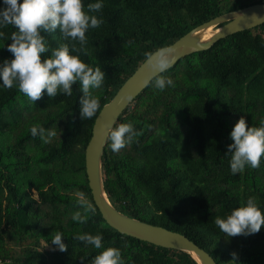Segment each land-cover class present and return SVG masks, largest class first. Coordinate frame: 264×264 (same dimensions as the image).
I'll return each mask as SVG.
<instances>
[{"label": "trees", "instance_id": "16d2710c", "mask_svg": "<svg viewBox=\"0 0 264 264\" xmlns=\"http://www.w3.org/2000/svg\"><path fill=\"white\" fill-rule=\"evenodd\" d=\"M263 1L100 0L102 10L90 14L104 22L86 32L85 51H74L78 41L63 40L58 29L42 35L50 48L66 43L71 54L101 67L105 80L93 94L102 107L145 52L216 15ZM82 2L87 11L97 0ZM15 30L0 28V66L13 58L7 45ZM160 75L175 86L158 91L153 78L113 125L132 121L141 134L119 152L106 140L102 177L109 200L126 215L183 233L216 264H231L233 252L242 264H264V227L227 237L214 223L249 197L264 213V158L259 168L232 174L226 154L241 116L248 126H259L264 118V22L183 56ZM72 88L71 96L53 98L45 90L32 104L0 81V264H90L101 250L73 239L77 233L101 234L105 247L121 250L125 264H197L184 251L120 233L97 208L87 223L71 219L77 192L94 204L83 160L96 117L80 118L79 82ZM34 124L55 130L56 137L43 143L30 133ZM57 231L66 251L51 242Z\"/></svg>", "mask_w": 264, "mask_h": 264}, {"label": "clouds", "instance_id": "9594fccd", "mask_svg": "<svg viewBox=\"0 0 264 264\" xmlns=\"http://www.w3.org/2000/svg\"><path fill=\"white\" fill-rule=\"evenodd\" d=\"M5 7L0 8V28L13 26L16 30L11 34V43L7 49L12 53L11 60H4L0 66V81L7 89L17 88L32 104L42 98L45 90L49 98L58 93L72 95V85L79 82L82 93L79 97V114L82 120L91 119L101 110L100 99L93 94L94 89H101L105 75L100 66L92 67L82 61L78 55L70 53L68 44H61L57 48H50L43 33L59 30L63 40L78 41L80 47L72 48L76 52L85 51L88 43L86 32L92 28H99L104 22L94 14L102 10L100 0L89 3L87 11L82 0H3ZM4 33L0 31V37ZM129 43H132L129 41ZM50 52V56L42 59V54ZM175 62V49L164 46L155 52L144 53V67L146 75L142 80L148 86L154 78V87L163 91L166 87H174V81L160 74L166 72ZM130 99L125 94L124 100ZM33 137L39 136L43 143H50L57 133L52 129H45L42 125L34 124L30 127ZM141 133L132 121L120 123L116 127H109L104 133L110 141V149L119 152L126 145L131 144ZM232 143L227 146L230 154V170L232 174L241 173L246 166L259 168L264 158V118L259 126H248L241 116L233 125L230 132ZM75 210L71 219L79 224L87 223L90 215L96 213V207L84 192H77ZM215 225L227 237L258 233L264 227V213L256 200L249 197L246 203L233 208L225 217L216 216ZM63 234L57 231L51 239L60 251H66L67 245L62 240ZM73 239L91 245L99 251L90 264H125L119 248L105 247L103 237L97 233H77ZM47 245V244H46ZM45 245V246H46ZM231 264H242L233 252ZM84 257H81L83 260Z\"/></svg>", "mask_w": 264, "mask_h": 264}, {"label": "water", "instance_id": "95a60500", "mask_svg": "<svg viewBox=\"0 0 264 264\" xmlns=\"http://www.w3.org/2000/svg\"><path fill=\"white\" fill-rule=\"evenodd\" d=\"M263 22L264 1L252 3L203 21L165 46L175 49V64L187 54L210 48L220 38ZM145 75L143 60L118 87L111 99L102 105L94 119L83 160L92 200L105 222L120 233L158 246L184 251L195 259L197 264H216L208 251L183 233L122 213L114 207L105 191L102 177V154L106 144L104 133L109 127H113L121 112L146 87L142 84ZM125 94H130L127 101L124 100Z\"/></svg>", "mask_w": 264, "mask_h": 264}]
</instances>
